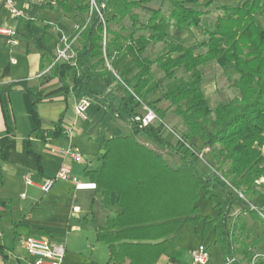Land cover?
<instances>
[{"label": "trees", "instance_id": "trees-1", "mask_svg": "<svg viewBox=\"0 0 264 264\" xmlns=\"http://www.w3.org/2000/svg\"><path fill=\"white\" fill-rule=\"evenodd\" d=\"M72 1L54 0L49 5L64 13L76 10L81 17L80 26L85 28L78 37L81 47L77 49L76 65L49 61V77L59 78L61 88L75 97H90L106 107L131 130L126 136L108 138L103 134L102 163L89 171L104 195V204L110 202L112 192L118 193L121 212L108 220L105 233L98 234V239L109 246V262L122 264L128 259L129 264H157L166 255L173 264H186L182 261L183 249L173 235L181 222L197 226L203 219L201 235L206 237L214 230L224 262L235 257L230 264H242L236 257V245L246 224H231L234 208L238 206L264 224V205L254 202L260 194L257 181L264 177V0H208L204 8L200 0H94L95 6L92 0ZM153 1L161 5L149 6ZM166 2L168 14L163 12ZM211 6L221 12L214 24L204 26L208 40L185 45L167 38V25L180 30L199 27ZM136 8L148 10L149 17L142 20ZM126 17L131 21L127 34L112 27ZM53 26L47 23L45 28ZM158 42L164 43L163 50L154 57L144 56L148 46ZM124 52L134 59L133 64L123 71H112L107 59ZM210 61L222 67L232 65L238 74L234 83L238 94L215 108L202 89L205 76L200 66ZM153 65L163 71L162 77L154 75ZM179 70L185 75H178ZM114 83L120 85L122 93L108 92ZM27 91L32 95L38 123L36 104L42 94L36 87ZM158 91L160 97L149 105L163 120L174 107L173 113L184 127L175 143L172 133L164 135L162 124L143 126L137 119L139 107ZM163 101L166 106L157 104ZM36 130L42 140L66 135L62 118L53 128L38 126ZM140 136L166 152L150 148L139 140ZM203 146L210 147L215 162L209 171L199 166L198 152ZM201 188L219 210L217 217L200 213L196 202ZM213 190L223 192L226 201L216 203ZM262 241L264 235L255 239L256 244Z\"/></svg>", "mask_w": 264, "mask_h": 264}, {"label": "crops", "instance_id": "crops-1", "mask_svg": "<svg viewBox=\"0 0 264 264\" xmlns=\"http://www.w3.org/2000/svg\"><path fill=\"white\" fill-rule=\"evenodd\" d=\"M239 1L230 0L228 3ZM16 2L26 12L25 18L13 17L0 4V26L16 29L20 41L18 45H9L6 37L0 34V264H32L21 242L27 236H44L62 243L66 250L62 264H114L113 261L109 262L108 244L99 240L98 234L105 233L108 220L121 212L118 193L112 192L110 202L104 204L101 191L78 190L70 180L57 179L48 192H44L38 184L54 177L61 167H67L72 175L82 181L94 182L89 171L102 163V135L108 138L126 136L131 133L130 126L115 118L106 107L94 102L85 116L78 115L76 106L79 98L72 92L63 90L59 78L49 77V61H54L60 37L64 34L72 36L76 32L74 20L69 19L72 12L54 11L50 8V3L42 4L32 0ZM47 23L54 26L46 29ZM169 26L172 29L175 27ZM195 28L191 26L185 30L192 31ZM139 34L141 32L137 35ZM202 36L201 40L197 37L199 41L194 38L185 45H193L209 38L204 33ZM80 47V42L77 41L76 49ZM152 53L150 45L144 56H152ZM133 61L127 52L108 60L110 69L115 72L127 69ZM43 65H46L44 69ZM152 69L157 78L164 75L156 65ZM16 82L21 83L14 84ZM32 87H36L42 94L36 104L38 123L34 117L32 95L27 91ZM108 92L122 93V89L119 84L114 83ZM160 95L161 91L149 95L146 103L157 100ZM216 106L217 102L213 108ZM138 111L142 112L143 107L140 106ZM61 118L66 135L49 140H42L38 136V126L41 129L53 128ZM70 147L80 148V160L65 153ZM205 156L208 162L200 161L199 166L203 171H209L208 166L212 165L213 159L210 153ZM201 164L206 168H202ZM27 177L31 178L33 184L26 183ZM257 188L264 189V184L257 183ZM259 191L261 194L260 189ZM203 192L205 190L201 188L200 195ZM212 192L216 203L226 201L225 194H218L221 191ZM260 194L254 202L264 205V202L259 201ZM196 204L198 205V201ZM233 213L235 216L232 221L238 225L246 224L239 241L243 246L241 251L238 248L240 245H236V257L244 264L251 258L253 251L264 253V241L260 244L255 242L257 237L264 235V224L250 213L241 211L238 206ZM211 216L215 218L217 215ZM194 227L196 231H200L203 219ZM176 232L173 235L175 242L182 247L184 243L178 242ZM212 236L216 241L213 229L206 237L201 235L199 245L204 244L205 238ZM197 247L191 248V255ZM247 250L252 253L248 260L245 257L249 253ZM163 256L166 257L167 264H173L166 255H162L157 264H161ZM122 264H129V260Z\"/></svg>", "mask_w": 264, "mask_h": 264}, {"label": "rangeland", "instance_id": "rangeland-1", "mask_svg": "<svg viewBox=\"0 0 264 264\" xmlns=\"http://www.w3.org/2000/svg\"><path fill=\"white\" fill-rule=\"evenodd\" d=\"M84 2H87L88 0H83ZM208 0H200V7L204 8V3L207 2ZM218 2L221 3H228L230 0H216ZM71 2L73 3V1L71 0ZM149 6L153 7V8H157L161 5L160 1H153L150 2L148 4ZM209 9L211 10L210 13H208L207 15L203 16V23L200 24L199 27H196L195 29H193L192 31H186L184 30H180L177 27H174V29L170 28L169 25H167L165 27V34L167 36L168 39L170 40H174V42H178V43H183V44H188L191 43L194 38L198 40L197 37H199V39L201 40L203 38V30H204V26L205 25H212L213 22L215 21L217 15L221 12L220 10H216L215 6H211L209 7ZM135 12H138L141 16L142 20H145L149 17L150 13L148 10H145L143 8H136L134 10ZM163 12L168 14L169 13V3L166 2L163 5ZM85 16L87 18L90 17L89 13H86ZM69 19L74 20L73 22V27L74 30H77V27H79L82 24L81 21V17L78 14V12L76 10H74L70 16ZM262 24L264 25V18L261 19ZM112 27L118 30H121L124 34H127L130 30H131V21L128 17H126L122 22H120L119 24H112ZM123 28V29H122ZM172 38V39H171ZM199 41V40H198ZM151 50L153 51L152 56L154 57L158 52L163 50L164 48V43L162 42H158V43H151ZM149 45V47H150ZM202 51H205V49H201ZM203 71H204V81L202 83V87H203V91L206 95L207 101L209 103V105L211 107L214 106V104L217 102V104L219 102L222 101H227L230 100L231 98H233L234 96H236L238 94V91L234 85L236 78L238 77V74L235 72V70L233 69L232 65H227L225 67H222L218 64L217 61H210L209 63L201 66ZM156 69V68H155ZM178 75H185V73L183 71H179ZM149 105V103H146ZM145 103L143 104V109ZM161 106H166L167 103L166 102H161L160 103ZM174 108V107H173ZM173 108L171 110H169L168 112V117L164 119V121H166V123L168 125H170L179 135H181L184 131V127L182 124L181 119L176 116L173 113ZM163 133L165 136H167L168 132L165 128H163ZM173 134V133H172ZM174 135V134H173ZM177 137L173 136L172 141L175 143L177 141ZM139 140L141 142H144L147 146H149L150 148L153 149H157L160 150L161 152H166L165 150H162L161 148H159L156 144L147 141L144 137L140 136ZM262 151L264 152V147L262 149ZM171 160L175 159L173 157H170ZM212 165H209L208 168L209 170H212L215 167V162L211 161ZM207 165V164H206ZM202 168H206L204 165H202ZM261 190V198L259 201L264 202V189L258 188ZM214 193V192H212ZM223 194V192L218 193ZM198 205H199V210L200 213L207 215H214L215 214L218 216L219 211H217V209H215L213 207L212 201L210 197H205V193H201L200 198L198 200ZM216 216V217H217ZM234 221H232L233 223ZM195 225L191 224L188 221H183L181 222V224L178 226L177 228V232L176 235L177 237H179V241L178 242H182L184 243L182 245V249H183V253L184 255H182V261L185 262L186 264H193L192 261V255H191V248L192 247H199L200 245V241H201V231L202 229L199 231L195 230ZM200 232V233H199ZM203 238V237H202ZM204 244L207 248L208 254H209V264H224V252H223V248L222 245L218 242H216L214 240V237H207L204 240ZM238 245H240V242L237 243ZM197 247V248H198ZM196 248V249H197ZM239 250L241 251V249L243 248L242 245H240ZM195 249V250H196ZM248 251V250H247ZM246 251V252H247ZM249 253H247L246 260H248V258L252 255L251 251H248ZM263 252V251H261ZM255 252L253 251V254ZM161 264H167V259L166 257H162V259L160 260ZM247 261H245L244 264H246Z\"/></svg>", "mask_w": 264, "mask_h": 264}, {"label": "built area", "instance_id": "built-area-1", "mask_svg": "<svg viewBox=\"0 0 264 264\" xmlns=\"http://www.w3.org/2000/svg\"><path fill=\"white\" fill-rule=\"evenodd\" d=\"M35 2H39L42 4L54 2V0H32ZM0 4L2 8L6 9L13 17L17 18H25L26 12L24 9L18 7L16 0H0ZM92 5L95 6L94 0H92ZM101 14L100 10L97 9ZM102 16V15H101ZM103 18V16H102ZM85 28V26L77 27L76 32L72 36H68L66 34L60 37L59 43L56 46V52L54 56V61L59 63H69L71 65H76V57H77V49H76V42L78 41V37L80 32ZM0 34L6 37L7 44L9 45H18L19 44V37L18 32L16 29L6 26H0ZM106 37V34H104ZM15 63V60H13ZM107 62V66L110 68V64ZM115 72V71H114ZM145 107L142 112H140V116L137 117L138 120L141 121L143 126H147L149 124H162L163 128H165L168 132H171L176 136L178 139H181V136L170 126L161 119L156 111L146 102ZM92 104V99L90 97H81L78 100L76 106V112L80 116H85V112ZM209 146H203L200 149L199 158L200 161L207 163L206 154L210 153ZM65 153L73 157L75 160H80L82 158V153L79 147H70L65 150ZM57 179L63 180H70L74 183L75 188L78 190L83 189H97V184L91 181H82L78 179L76 176L72 175L70 170L67 167H61L54 177L47 178L40 182L38 186L44 191L48 192L52 189L55 181ZM27 184H33L31 178H26ZM258 184H264V178H261L257 181ZM25 197V194H22ZM240 196L243 197L242 194ZM255 208V206H252ZM77 209V208H76ZM262 214V213H261ZM264 217V215L262 214ZM22 245L27 250L32 264H62L64 257H65V246L62 243L54 242L48 237H36V236H27L23 237ZM235 259H230L225 264H230ZM192 261L193 264H208L209 262V254L204 244H201L196 250L192 252ZM246 264H264V253L255 252L251 258L247 261Z\"/></svg>", "mask_w": 264, "mask_h": 264}]
</instances>
